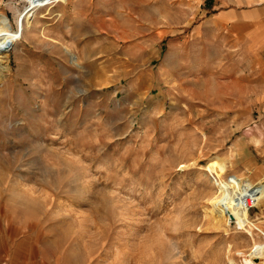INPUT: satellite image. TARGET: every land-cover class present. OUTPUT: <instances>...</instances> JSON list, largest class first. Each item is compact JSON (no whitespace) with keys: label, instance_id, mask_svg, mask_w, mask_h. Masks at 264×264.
I'll return each instance as SVG.
<instances>
[{"label":"rangeland","instance_id":"obj_1","mask_svg":"<svg viewBox=\"0 0 264 264\" xmlns=\"http://www.w3.org/2000/svg\"><path fill=\"white\" fill-rule=\"evenodd\" d=\"M211 1L0 0V264H264V199L212 207L264 185V54Z\"/></svg>","mask_w":264,"mask_h":264},{"label":"crops","instance_id":"obj_2","mask_svg":"<svg viewBox=\"0 0 264 264\" xmlns=\"http://www.w3.org/2000/svg\"><path fill=\"white\" fill-rule=\"evenodd\" d=\"M211 3L219 25L229 29L235 43L241 41L240 55L252 49L264 54V0H212Z\"/></svg>","mask_w":264,"mask_h":264},{"label":"bare ground","instance_id":"obj_3","mask_svg":"<svg viewBox=\"0 0 264 264\" xmlns=\"http://www.w3.org/2000/svg\"><path fill=\"white\" fill-rule=\"evenodd\" d=\"M10 41V27L0 22V52L1 49ZM0 54V59H1ZM74 58V57H73ZM219 180L221 196L212 203L216 211V216L226 224L232 220L244 218L246 208L251 203H256L264 199V185L259 182L256 185L242 180L240 182H227L220 176L223 172L221 163L212 166ZM252 198V202L250 199ZM212 208V209H213ZM253 258L264 256V247L254 250Z\"/></svg>","mask_w":264,"mask_h":264},{"label":"built area","instance_id":"obj_4","mask_svg":"<svg viewBox=\"0 0 264 264\" xmlns=\"http://www.w3.org/2000/svg\"><path fill=\"white\" fill-rule=\"evenodd\" d=\"M250 201H251V202L253 201L252 198L250 199Z\"/></svg>","mask_w":264,"mask_h":264}]
</instances>
